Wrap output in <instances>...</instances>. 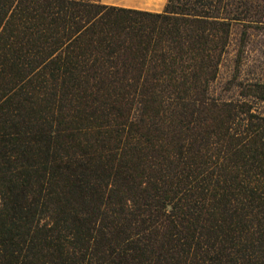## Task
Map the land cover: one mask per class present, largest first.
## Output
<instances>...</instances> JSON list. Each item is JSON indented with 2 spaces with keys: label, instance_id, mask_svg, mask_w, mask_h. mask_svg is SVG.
<instances>
[{
  "label": "trees",
  "instance_id": "16d2710c",
  "mask_svg": "<svg viewBox=\"0 0 264 264\" xmlns=\"http://www.w3.org/2000/svg\"><path fill=\"white\" fill-rule=\"evenodd\" d=\"M258 1L0 0V264H264Z\"/></svg>",
  "mask_w": 264,
  "mask_h": 264
},
{
  "label": "rangeland",
  "instance_id": "374dc122",
  "mask_svg": "<svg viewBox=\"0 0 264 264\" xmlns=\"http://www.w3.org/2000/svg\"><path fill=\"white\" fill-rule=\"evenodd\" d=\"M258 3L260 21L252 24L239 22L232 27L228 50L223 57L218 79L212 85L216 95L237 97L241 92L239 86L231 88L230 84L238 81L243 84L264 83V1L259 0ZM255 105L258 110L264 111V101L255 102Z\"/></svg>",
  "mask_w": 264,
  "mask_h": 264
},
{
  "label": "crops",
  "instance_id": "0c3cea01",
  "mask_svg": "<svg viewBox=\"0 0 264 264\" xmlns=\"http://www.w3.org/2000/svg\"><path fill=\"white\" fill-rule=\"evenodd\" d=\"M168 0H102L103 3L150 11H162Z\"/></svg>",
  "mask_w": 264,
  "mask_h": 264
}]
</instances>
